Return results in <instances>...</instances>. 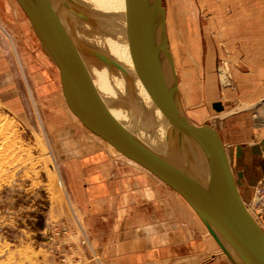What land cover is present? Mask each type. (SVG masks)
Returning <instances> with one entry per match:
<instances>
[{"label":"rangeland","instance_id":"obj_1","mask_svg":"<svg viewBox=\"0 0 264 264\" xmlns=\"http://www.w3.org/2000/svg\"><path fill=\"white\" fill-rule=\"evenodd\" d=\"M162 3L183 112L195 125H211L225 143L264 144V0ZM62 83L16 1L0 0V264H104L105 256L143 247L138 242L122 249L121 242L146 239V232L115 223L142 219L151 226L160 218L143 214L137 201L120 213L111 199L97 206L90 185L109 180L104 166L96 173L93 165L103 158L120 159L145 175L158 192L151 199L189 210L180 216L183 229L173 227L169 213L162 215L166 225L148 230L167 233L157 241L167 248L162 264H231L177 192L80 123ZM197 110L207 115H189ZM245 201L262 227L264 212Z\"/></svg>","mask_w":264,"mask_h":264},{"label":"water","instance_id":"obj_2","mask_svg":"<svg viewBox=\"0 0 264 264\" xmlns=\"http://www.w3.org/2000/svg\"><path fill=\"white\" fill-rule=\"evenodd\" d=\"M15 1L41 48L59 69L66 104L80 123L177 192L231 264H264V230L241 197L221 135L211 125H195L184 115L162 0H127V22L130 45L169 122L166 155L123 127L96 94L77 53L120 67L74 41L65 12L93 23L79 5L73 0ZM187 142L196 144L206 154L212 173L210 184L201 181L192 170Z\"/></svg>","mask_w":264,"mask_h":264},{"label":"bare ground","instance_id":"obj_3","mask_svg":"<svg viewBox=\"0 0 264 264\" xmlns=\"http://www.w3.org/2000/svg\"><path fill=\"white\" fill-rule=\"evenodd\" d=\"M73 1L79 5L80 11L93 20L91 23L64 13L74 41L105 55L120 67L114 68L102 60L77 53L96 94L105 103L109 114L123 127L158 153L166 155L165 139L169 122L159 108L130 45L127 0ZM184 115L187 117L186 113ZM187 152L195 175L210 184L212 173L206 154L191 142H187Z\"/></svg>","mask_w":264,"mask_h":264},{"label":"crops","instance_id":"obj_4","mask_svg":"<svg viewBox=\"0 0 264 264\" xmlns=\"http://www.w3.org/2000/svg\"><path fill=\"white\" fill-rule=\"evenodd\" d=\"M178 88L179 92L181 93L180 86ZM189 115L197 120H200L204 118L207 113L202 110H197L190 113ZM187 117L189 119L188 115ZM223 143L225 145L230 166L233 171V175L241 197L244 203L246 202L245 200L251 202V200L253 199L255 188L261 186L264 182V144H259L254 139L252 141H237L227 143L223 141ZM93 165L94 167L98 168L96 173H99L102 169L100 166H104L103 170L107 169L110 173L109 180L103 181L102 184L93 182L92 185H90V187L94 188L95 190L94 196L96 195V197H98L95 199L97 206L100 207V203H106V201H109L111 199V203L113 202V208H118V213H120L121 211H124V208H128L127 204L129 202L131 203V201H137L139 205L137 206V208H140L143 211V214L150 212L154 215L159 216L160 219L155 220V222H153L154 224L151 226L159 229L160 226L166 225V221L163 218H165L166 215L170 213L172 216L171 221L173 227L183 229V219L180 216H182L183 211L186 212L189 210H187V208H166V200H157V198L151 199L153 196L157 197L156 195L158 192H156V189L152 186V182H150L145 175L140 176V174L135 172L134 166H131L130 164L123 162L120 159H113L108 162L106 158H103L101 160V163H96ZM86 167L88 166L86 165ZM87 193L88 196L92 195L90 192ZM151 200L156 201H153L154 203H152ZM158 202V206L155 205ZM152 205L155 208H153ZM103 208H105V206H103ZM113 212L115 214L116 210H113ZM141 220L136 219V221H139V223H132L131 220L122 221L123 223L119 221L115 223V225H117L118 227L120 225L123 229L124 227H126L125 225L130 226V224H135V226H132L135 231L145 230L147 240L145 239V235H141V237L138 238L140 239L139 241L131 239L129 242H121V244L119 245L123 249L125 244L131 245L141 242L143 243V247L141 246L138 249L136 248V246H128L130 247L131 251L114 253L110 258H107V256H105L104 258H102L104 264H162V261L166 260L164 257H162L163 253L161 251L164 248L160 245L161 241H159V244L157 243V241L159 240V238L161 239L162 235L166 236L167 233H162L161 230L147 233L151 226L148 225V221ZM262 229L264 230V225H262ZM148 237H150L149 240ZM167 238L168 236H166V239ZM179 243H182V241L180 240ZM144 246H147V248H145ZM172 247H175V245H172ZM166 249L164 250L167 251ZM173 249L174 251H176V248ZM196 255L199 254L192 253L191 256L194 257Z\"/></svg>","mask_w":264,"mask_h":264},{"label":"built area","instance_id":"obj_5","mask_svg":"<svg viewBox=\"0 0 264 264\" xmlns=\"http://www.w3.org/2000/svg\"><path fill=\"white\" fill-rule=\"evenodd\" d=\"M260 109L264 119V98L260 101ZM250 204H253L254 208H257L258 211L264 212V182L261 186L255 188ZM246 207L249 209L248 205Z\"/></svg>","mask_w":264,"mask_h":264}]
</instances>
